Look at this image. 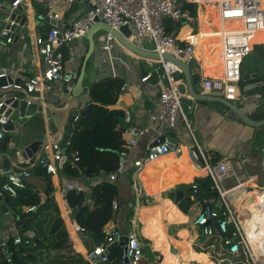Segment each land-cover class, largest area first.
Returning <instances> with one entry per match:
<instances>
[{
    "label": "crops",
    "instance_id": "1",
    "mask_svg": "<svg viewBox=\"0 0 264 264\" xmlns=\"http://www.w3.org/2000/svg\"><path fill=\"white\" fill-rule=\"evenodd\" d=\"M10 4L11 0H0V19H3L5 16ZM88 8V5L84 3H76L71 6L62 3L56 9L55 13L59 17L58 21L61 22V27L68 29L76 20L86 14ZM21 10H23L21 11L22 16L28 17L29 22L21 29L20 33L16 31L15 40L12 44L5 45L3 41H0V71H4L14 79H20L24 83H27L33 78L43 80L45 66L40 55V47L37 44V39L43 35L45 29L52 26L50 22L43 19V16L46 14L49 17L50 15L47 9L43 5L38 4L36 0H26ZM200 11L205 10L199 9L198 17L199 14H202ZM187 27L186 25L179 27L178 30L173 32V35L177 36L180 40H184L185 38L183 35L186 30H188ZM198 27L199 45L195 49L193 59L196 60V64L193 66L192 72L201 75L200 85L204 89L203 83L206 78L219 77L221 75V38L218 35H213V32L209 33V30L203 29L200 25V19ZM25 28L27 29L26 34L23 33ZM1 30L2 24L0 23V31ZM188 31L192 32L191 30ZM107 34L108 33L103 31H98L94 36L95 55L88 61L83 86L89 90L94 83L106 78H120L125 81V85H129L128 91L123 94L121 93L120 99L115 106H107L109 110H120L125 112L124 127L126 130L123 133V139L127 144L131 140H135L137 143L135 147L129 150V163L144 159L148 147L152 144L154 139L156 137H166L170 131L175 132L177 142L175 148L179 146L182 147L181 154H177L175 148L171 149L169 154L160 159L145 163L143 169L139 173L136 168L130 167L126 174L120 176L119 180L115 183L119 189L117 203L119 204L120 213L116 223H110L107 228L116 226L125 235H128L129 232H133L136 227L138 228L140 236L147 241L150 251L156 255L154 260L151 259V256H149L150 259L144 256L142 264H154L155 260H160V264H162L165 258L166 260H171L166 257L167 250H170L181 264H185V261L181 257L182 252L180 248L176 247L174 244H170L172 239L171 229L174 224L169 225L168 221H164L162 213L158 209L163 199L169 200L165 204L167 211L165 212L164 218L169 219V208L171 205H174L178 213L183 218L187 219L186 223L190 228L188 246L208 255L214 263L222 264L221 261L224 259L215 262L211 253H205L203 248L198 246V238L202 236L201 233L196 230V226L193 225L191 218L185 216L178 206L175 205L174 201L169 198V193L175 190H183L188 193L185 190L186 185L192 184L197 178L209 177L206 170L207 165L214 167L225 160L231 161L232 166H234L235 174H237L241 180H244V175H247L248 177H246L245 182L250 180V186L263 188V185H259V172L264 170V127L253 128L247 126L234 114L223 115L213 109L202 106L194 107L193 97L189 95L186 83L182 79L183 84L180 85V90L184 95L182 99V110L187 117L188 125L183 120V115L179 114L177 118V127L175 129L170 130L162 125L153 126L148 134L140 136V132L151 127L148 111L158 102L160 94L166 88L167 83L161 76V72L158 84H155L152 79L149 82L143 83L142 79L144 78V72L147 73V75H152L153 72L158 71V66L150 60L142 59L126 51L119 43L115 45V48L110 53L102 51L101 45ZM136 43L138 46L145 49L152 48V44L148 41H137ZM88 52L89 42L86 37L68 43L62 49L65 67L70 75H72L74 81H76L81 74ZM252 57L253 55L251 54V59ZM205 58L210 60L207 65L205 64ZM182 60L188 61L189 58L186 57ZM249 62L244 67L243 72H246L248 69ZM63 86L64 85L61 83L54 84L53 89L44 94L43 98H45V96L50 97L51 93ZM85 93H87V90ZM205 93L207 92L205 91ZM235 105H237L236 102ZM237 106L240 108L245 107L242 104L241 106ZM127 112L130 113L129 118L126 116ZM40 119L41 118L25 120L16 125L15 131L6 133V138H10L11 140L7 146L3 143L0 150V188L8 181L9 177L7 174L13 170L11 162L14 161L19 165L22 161V158L17 153L23 152V147L27 145L28 139L32 137V135H30L32 132H29V128L39 127L41 131L43 130ZM73 132L70 135V139L72 138ZM48 138H50L49 135ZM193 152H198L200 155L203 154L207 160L204 161L201 156L198 159L195 158ZM52 157L53 153L49 152V161ZM216 159H219L218 163H215ZM245 163L259 166L254 177H250L246 173L244 168ZM31 164H33V160H31ZM60 170L59 168L56 175L49 174L52 177V182L55 187L54 197L70 237L74 242L75 249L84 256L88 249L84 245L77 227L70 219V210L67 207L65 199L66 195L63 196V193L67 192L65 190V184L68 182L80 183L84 188V192L91 194L94 187L107 180V176L101 175L92 180L80 181L68 178L63 175ZM167 176H173L174 179H176L173 185H168L167 188L155 191L154 193H149L147 191L146 183L152 182L158 184L163 181V183L166 184L169 180ZM36 182L41 184L39 181ZM235 182L236 179L232 178L227 181L225 185L227 188H230ZM243 193L244 192H242V194ZM40 195L44 200L46 199L43 193H40ZM234 202L239 206L238 201ZM131 204H134V214L129 224L127 212ZM7 207L9 210H12L8 205ZM28 209V207H25L24 211L27 213ZM199 212V207L192 210V213H196L195 215ZM69 225L72 226L76 239L73 238ZM163 225H168L166 229L168 234L167 241H165L164 233L162 229H160V226L163 227ZM175 228V231H173L175 235H178L181 239L187 238L184 234L182 225H177ZM0 236L5 238L6 241L11 237L15 238L19 236L15 220L10 216H6L1 211ZM77 242L81 249L78 248ZM218 242L222 243V237L218 238ZM167 244L170 245L166 247ZM115 249L113 251H115ZM172 262H176V260ZM189 263L198 264V261L191 260Z\"/></svg>",
    "mask_w": 264,
    "mask_h": 264
},
{
    "label": "built area",
    "instance_id": "2",
    "mask_svg": "<svg viewBox=\"0 0 264 264\" xmlns=\"http://www.w3.org/2000/svg\"><path fill=\"white\" fill-rule=\"evenodd\" d=\"M26 2V0H11L7 13L0 19L2 30L0 31V41L5 45H10L15 40L16 30L15 21L11 20V16L16 13ZM43 5L51 18L58 20L59 17L55 11L60 4L65 3L68 6L76 3H84L88 5L86 14L76 20L73 25L64 29L62 27H53L48 35L47 40L41 37L37 39L40 47V55L43 59L45 70L43 72V80L38 78L30 79L25 83V88L29 93H39L41 97L53 89L54 84L67 85L74 81L72 75L67 71L64 62L62 49L68 43L86 37L90 28L96 24L99 19L105 25L119 30L122 26L129 25L132 30V38L134 43L137 41H148L152 44V48L148 49L157 53L162 57L161 62H154L158 66V71L166 81L167 86L161 92L158 102L152 109L148 111L151 127L140 132V136L148 134L153 126H164L170 130L177 127V118L179 114L183 115V120L188 125V120L182 110V99L184 97L180 90L183 80L175 79V74L180 70L171 62L164 61L165 54L172 55L176 58L183 56L193 59L195 49L199 45L197 32L192 30V36L189 39L180 40L177 36L169 34L166 29L165 20L171 18L175 23L190 26L195 23V18L189 11L183 10L184 4L196 6L197 9L206 10L212 8L219 19L220 32L213 31V35L221 34V53H220V72L219 77L206 78L203 85L204 90L217 97H221L226 101L235 103L239 101L242 105H255L262 100L261 95L247 96L240 93V84L243 79L242 67L245 59L251 55L257 45L264 43H254L255 36L264 32V0H36ZM199 24V17H198ZM184 24V25H183ZM232 24L241 25V29H234ZM226 25H230L226 27ZM115 37L108 33L101 45V50L111 52L117 44ZM137 44V43H136ZM8 74L4 72L3 76ZM151 75L142 79L143 83L149 82ZM129 85L123 86L121 93L128 91ZM2 107V104L0 105ZM126 116L129 118L130 113ZM79 117L76 118L78 121ZM8 119L4 116L0 119V125H6ZM6 131H0V150L6 139ZM161 137H156L152 144L148 147L146 156L142 160L129 163V150L136 146V141L131 140L127 144L125 150L121 153V161L117 170L107 176V181L116 183L120 176L126 174L130 167L136 168L138 173L143 169L145 163L156 161L161 157L169 154L171 149L168 142H161ZM48 151L53 153L56 149L57 153L53 154L50 161L46 163L48 174L56 175L59 171V163L63 156L57 145L48 146ZM175 152L181 154L182 147H176ZM21 157V153H17ZM195 158L200 156L206 161L203 154L193 152ZM79 154L74 155L73 165L79 163ZM21 167L31 165V160H23L19 163ZM206 170L208 176L214 182V188L223 203L222 211L216 212L214 205L206 206L195 219L194 225L203 231L204 236H220L222 244L229 248L232 256L243 254L244 260L240 264H264V229L262 216H264V187H253L249 185V181L241 180L235 174L234 166L231 161L225 160L217 166L207 165ZM31 176L27 171L21 172L18 176H8V181L0 188V197L8 194L11 197H17L19 190L25 188V182ZM232 178L236 182L232 187L227 188L225 183ZM66 191L84 192V188L80 183L68 182L65 184ZM246 195L240 201V207L236 205L235 197L241 199L240 194ZM253 207L254 209H252ZM119 204L114 203V209H118ZM35 207H31L27 212H32ZM221 215L225 218L222 219ZM235 228V242L227 236L229 225ZM107 241L96 247L93 251H87L84 255L86 264H96V259L102 257L101 261L106 262L110 259L109 254L105 255L108 247L118 244L124 236L128 237V242L124 246H117L121 249V264H142L144 254L141 244L137 236L131 232L125 235L118 227L110 226L106 230ZM28 239H33L34 234L29 232L26 234ZM14 244L21 247L22 238L17 236L14 238ZM28 244V243H27ZM29 245V244H28ZM27 245V246H28ZM0 249L5 253L2 246ZM113 251V250H112ZM12 263L11 257L8 259ZM100 261V262H101ZM231 260L224 259L221 263Z\"/></svg>",
    "mask_w": 264,
    "mask_h": 264
},
{
    "label": "trees",
    "instance_id": "3",
    "mask_svg": "<svg viewBox=\"0 0 264 264\" xmlns=\"http://www.w3.org/2000/svg\"><path fill=\"white\" fill-rule=\"evenodd\" d=\"M183 10L189 11L195 18L193 25L197 24L198 29L197 7L184 4ZM165 25L169 34H173L174 31L182 26L180 23H175L171 18L165 20ZM185 36H192V34L186 30L183 37ZM209 61V59L205 58L206 65ZM124 85L125 81L123 79L106 78L94 83L89 88L92 101L76 122L70 146L67 149V160L60 170L63 175L70 179L87 181L101 175L109 176L117 170L121 161V153L127 145L123 139V133L126 130L124 127L125 112L109 110L107 106H115L118 103ZM10 140V138L5 139V146L9 144ZM76 152L79 154L80 161L74 167L73 161ZM218 161L219 159H216L215 163H218ZM167 178L169 180L166 184L163 181L158 184L149 182L150 193L167 188L168 185H173L176 181L173 176H167ZM26 182L25 188L19 190L17 197H11L8 194L3 196L7 205L19 216L26 214L24 211L25 207H35V210L32 216L23 218L20 227L17 226L18 234L22 238L23 243L19 253L15 251L12 254V263H10L6 259L5 253L0 249V264H86L84 256L75 249L74 242L67 230L54 197L55 187L52 177L47 173L46 168H35L34 173L31 174ZM185 187V190L191 195L185 198L178 205V208L185 216L191 218L194 225L195 219L201 211L208 205L213 206L219 195L215 194L214 182L210 177L197 178L192 184ZM40 193L45 195V200ZM118 198L119 189L117 184L110 183L107 180L94 187L91 194L67 191L65 199L70 210V219L77 227L88 251H93L102 243H106L107 226L110 223H116L120 213L119 208L114 209V203L118 201ZM198 207L200 212L195 215L196 213H192V210ZM169 209V225L174 224L173 227L182 225L184 234L187 237L181 239L174 234L173 231L175 230H171L172 239L170 244L180 248L181 257L185 264H190L189 261L191 260L198 261V264H216L208 255L188 246L190 228L186 223L187 219L178 213L174 205H171ZM133 214L134 204H131L127 212L129 224ZM221 218L224 219L225 216L221 215ZM165 226L168 225L160 226V229ZM69 228L73 238L76 239L72 226L69 225ZM29 232L34 234L33 239L27 238L26 234ZM234 233L235 228L231 224L228 227L227 236L236 242L237 238ZM167 235V232L164 233L165 241H167ZM217 237L219 238L220 236H199L198 246L203 248L205 253H211L215 262L227 259L231 260L233 264H240V261L244 260L243 254L241 253L238 256L230 255L229 248L218 242ZM138 240L144 256L148 258L151 256V259L154 260L156 255L150 251L147 241L140 234ZM9 241L11 246L15 245L13 237ZM77 246L81 249L78 242ZM121 252V249H115L109 254L110 259L108 261H101L96 264H121ZM160 262V260H155L154 264H160ZM162 264L175 263L165 258ZM222 264H229V262L226 261Z\"/></svg>",
    "mask_w": 264,
    "mask_h": 264
},
{
    "label": "water",
    "instance_id": "4",
    "mask_svg": "<svg viewBox=\"0 0 264 264\" xmlns=\"http://www.w3.org/2000/svg\"><path fill=\"white\" fill-rule=\"evenodd\" d=\"M21 9H23V6L11 16V20L18 24V26L16 25L14 27L17 33H20L21 29L29 22L28 17L22 16L21 11L23 10ZM43 19L50 22L52 25L50 28L45 29L41 36L43 40H47L52 28L61 27V22L50 18L47 14L43 16ZM98 31L111 33L126 51L142 59H147L152 62H161L162 60V57L157 53L142 48L130 40L132 38V30L129 25L122 26L119 30H116L97 19L96 24L90 28L86 35V39L89 42V52L85 58L79 78L57 89L50 94V97L45 96V98H43L37 92L29 93L23 81L14 79L11 75L3 76L4 71H0V105L2 104V107H0V119L4 116L9 120L6 125H0V131L4 130L7 133L13 132L17 124L25 120L37 118H41L40 120L43 125L42 131L39 127L29 128V132H32V134H30L32 137L28 139V143L23 147V152L21 153V158L23 160H33V164L28 167H21L12 161L13 170L9 172L7 176H18L23 171L33 174L35 168L44 167L49 161V151L47 147L50 145H57L61 150L63 158L59 163V168L62 169L67 160L66 154L70 146V135L74 131V125L77 122L76 118L80 116V113L83 112L92 101L90 91L83 86V82L88 61L95 55L94 36ZM23 33H27L26 28L23 30ZM252 55L253 57L249 62L248 69L246 72H243L240 93L247 96L261 95L262 100L258 104L247 105L243 108L221 97L205 93L200 85L201 75L192 72V68L196 64L195 59L183 61V56L176 58L172 55L165 54L163 60L173 63L180 70V72L175 74V79H183L185 81L188 93L193 97L194 107L202 106L213 109L223 115L234 114L247 126L262 128L264 127V44L256 46ZM143 76L147 77L148 75L144 72ZM151 79L154 80L155 84H158L160 81V72H153ZM86 90L87 93H85ZM48 135L50 138H48ZM160 139L163 143L167 141L170 149L175 148L177 142L174 131H170L166 137L163 136ZM56 153L57 150L54 149L53 154ZM258 167L259 166L251 163L244 164L245 171L250 177L256 175V170L259 169ZM25 184H27V182H25ZM66 193L67 192H64L63 196H65ZM215 194L217 195L218 193L216 192ZM189 196L190 194L183 190H175L169 193V198L172 199L177 206ZM214 208L216 212L222 211L223 203L220 198L217 199ZM0 211L15 220L18 227L21 226L23 218L30 217L34 214L33 211L27 212L23 216L15 214L12 210L8 209L3 197H0ZM201 235L204 236L203 231H201ZM127 242L128 237L124 236L120 243L108 247L104 256L112 252L117 246L126 245ZM0 246L5 250L6 259H9L15 251L18 253L20 251L19 245L11 246V242L9 240L6 241L5 238L1 236ZM101 258L102 257H98L96 262H100Z\"/></svg>",
    "mask_w": 264,
    "mask_h": 264
},
{
    "label": "bare ground",
    "instance_id": "5",
    "mask_svg": "<svg viewBox=\"0 0 264 264\" xmlns=\"http://www.w3.org/2000/svg\"><path fill=\"white\" fill-rule=\"evenodd\" d=\"M200 13L202 14H199V19H200V25L203 29L205 30H211V31H216V32H220V24H219V19L218 17L216 16L214 10L210 7H208L205 11H200ZM241 26L239 24H232L231 27L236 29L237 27L236 26ZM227 27L230 26V25H226ZM259 35V36H258ZM218 36L221 38V34L219 33ZM258 36V37H257ZM191 36H188V37H184L185 39H189ZM197 37H198V34H197ZM257 37V38H256ZM255 42L254 43H264V32H261V33H258L256 36H255ZM199 39V37H198ZM221 45V43H220ZM258 170V169H257ZM256 170V171H257ZM259 185H263L264 186V170H261L259 172ZM146 185V189L147 191L150 193L151 192V188L149 186V182L145 184ZM241 196V199L239 200L238 197L236 196L235 197V201H238L239 203V207H240V201L242 199H244V197H246V195H243L242 193L240 194ZM169 200H165L163 199L162 201V204L161 206L158 208L159 211H161L162 213V217L164 219V221H168V219L164 218L165 217V212L167 211V207H166V202H168ZM238 205V204H237ZM252 209H254L253 207H251ZM147 218V217H146ZM262 222L264 224V216H262ZM264 227V225H263ZM264 232V229L261 231V233ZM168 245L170 244H167L166 247H168ZM162 248V247H161ZM166 257L171 259L172 261H175L177 263H180L178 259H176L173 254L171 253L170 250H167L166 251Z\"/></svg>",
    "mask_w": 264,
    "mask_h": 264
},
{
    "label": "rangeland",
    "instance_id": "6",
    "mask_svg": "<svg viewBox=\"0 0 264 264\" xmlns=\"http://www.w3.org/2000/svg\"><path fill=\"white\" fill-rule=\"evenodd\" d=\"M197 25V24H196ZM196 25H190V26H188L187 27V29L188 30H194V32H197V30L199 29V27H198V29H197V26ZM198 26H199V24H198ZM227 27V26H226ZM237 28H236V30H238V29H241V26H236ZM201 28V27H200ZM213 31H211V30H209V33H212ZM197 34H198V32H197ZM218 37V36H217ZM258 46V45H257ZM251 60V55H249L246 59H245V61H244V65H243V67H242V72L244 71V67L246 66V64L249 62ZM236 104L237 105H239V106H241V103L239 102V101H236ZM165 189V188H164ZM166 229H167V226H165L162 230H163V232L164 233H166ZM176 228L175 227H172V229L171 230H175ZM196 230L197 231H199L200 232V229L198 228V227H196ZM130 233V232H129ZM128 233V234H129ZM133 233L137 236V238H138V236H139V232H138V228L136 227L135 228V230L133 231ZM175 264H180V263H177V262H174Z\"/></svg>",
    "mask_w": 264,
    "mask_h": 264
},
{
    "label": "flooded vegetation",
    "instance_id": "7",
    "mask_svg": "<svg viewBox=\"0 0 264 264\" xmlns=\"http://www.w3.org/2000/svg\"><path fill=\"white\" fill-rule=\"evenodd\" d=\"M258 36H259V35H258ZM258 36H257V37H258ZM257 37H256V38H257ZM256 38H255V39H256Z\"/></svg>",
    "mask_w": 264,
    "mask_h": 264
}]
</instances>
